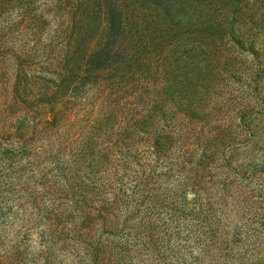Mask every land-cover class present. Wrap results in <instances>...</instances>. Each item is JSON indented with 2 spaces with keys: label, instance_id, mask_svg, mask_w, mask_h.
<instances>
[{
  "label": "rangeland",
  "instance_id": "obj_1",
  "mask_svg": "<svg viewBox=\"0 0 264 264\" xmlns=\"http://www.w3.org/2000/svg\"><path fill=\"white\" fill-rule=\"evenodd\" d=\"M0 264H264V0H0Z\"/></svg>",
  "mask_w": 264,
  "mask_h": 264
},
{
  "label": "trees",
  "instance_id": "obj_2",
  "mask_svg": "<svg viewBox=\"0 0 264 264\" xmlns=\"http://www.w3.org/2000/svg\"><path fill=\"white\" fill-rule=\"evenodd\" d=\"M69 26H67V29L69 30ZM65 35V34H64ZM63 35L61 36V35H59V36H57V42H56V45H58V46H61L62 44H63ZM51 108V107H50ZM51 110V112H54V109H50ZM56 114V113H55ZM7 127V130H5V132L6 133H10V129H11V123H8V125L6 126ZM4 128H5V126H4Z\"/></svg>",
  "mask_w": 264,
  "mask_h": 264
}]
</instances>
